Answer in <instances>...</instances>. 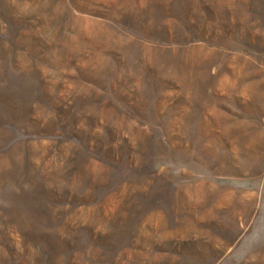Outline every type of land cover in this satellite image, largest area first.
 I'll use <instances>...</instances> for the list:
<instances>
[{
	"label": "rangeland",
	"instance_id": "rangeland-1",
	"mask_svg": "<svg viewBox=\"0 0 264 264\" xmlns=\"http://www.w3.org/2000/svg\"><path fill=\"white\" fill-rule=\"evenodd\" d=\"M0 264H264V0H0Z\"/></svg>",
	"mask_w": 264,
	"mask_h": 264
}]
</instances>
